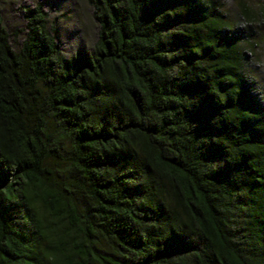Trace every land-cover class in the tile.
<instances>
[{"label":"trees","instance_id":"trees-1","mask_svg":"<svg viewBox=\"0 0 264 264\" xmlns=\"http://www.w3.org/2000/svg\"><path fill=\"white\" fill-rule=\"evenodd\" d=\"M256 1L87 0L74 56L0 15V264H264Z\"/></svg>","mask_w":264,"mask_h":264},{"label":"rangeland","instance_id":"rangeland-1","mask_svg":"<svg viewBox=\"0 0 264 264\" xmlns=\"http://www.w3.org/2000/svg\"><path fill=\"white\" fill-rule=\"evenodd\" d=\"M226 11L236 12L235 0H217ZM258 4L256 0H248ZM41 3L48 13L50 27L60 47L67 56H74L80 51H92L98 40L99 26L94 19L93 10L87 0H0V15L10 33L12 44L18 48L25 30V21L20 7ZM264 9V0L260 2ZM248 27V26H247ZM253 37L264 39V21L250 29ZM253 32V33H252ZM258 57H249L247 69L252 81L264 97V44L258 49Z\"/></svg>","mask_w":264,"mask_h":264}]
</instances>
